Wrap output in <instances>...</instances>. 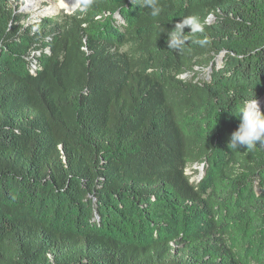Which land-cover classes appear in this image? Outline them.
Listing matches in <instances>:
<instances>
[{
  "label": "trees",
  "instance_id": "obj_1",
  "mask_svg": "<svg viewBox=\"0 0 264 264\" xmlns=\"http://www.w3.org/2000/svg\"><path fill=\"white\" fill-rule=\"evenodd\" d=\"M18 1L0 0V264H264V145L228 148L264 98V0H81L33 25ZM187 17L201 31L168 48Z\"/></svg>",
  "mask_w": 264,
  "mask_h": 264
},
{
  "label": "clouds",
  "instance_id": "obj_2",
  "mask_svg": "<svg viewBox=\"0 0 264 264\" xmlns=\"http://www.w3.org/2000/svg\"><path fill=\"white\" fill-rule=\"evenodd\" d=\"M135 0H131L134 3ZM144 6L151 9V15L157 16L160 13L158 0H144ZM185 27L190 28V32L201 31L200 22L196 17H187L175 24L173 30L168 32L167 47L174 50H182L183 45L187 43L184 39ZM239 120L237 130L232 132L228 148L241 149L252 148L254 146L264 145V112L261 111L260 104L254 98L248 99L239 111Z\"/></svg>",
  "mask_w": 264,
  "mask_h": 264
},
{
  "label": "rangeland",
  "instance_id": "obj_3",
  "mask_svg": "<svg viewBox=\"0 0 264 264\" xmlns=\"http://www.w3.org/2000/svg\"><path fill=\"white\" fill-rule=\"evenodd\" d=\"M53 2H56L58 0H51ZM25 4V0H19L18 2L13 4V8H15L16 10H18L20 7H22ZM50 6V1H40L36 4V8L35 9H31V10H27L31 13H26V15L28 16V19L26 20H22L21 23L27 24V25H33L34 23L38 22L40 19L45 18V17H50V18H56L58 16L61 15H69L72 13H67V12H71V11H60L57 14H45L42 13L44 12V10ZM77 9V8H76ZM23 14V13H22ZM33 14V15H32ZM42 15H46L43 16ZM219 60H218V64H219ZM198 71V69H196ZM186 77V76H183ZM200 78H205V74L201 73L200 74ZM261 103H263V101H260ZM201 167L200 166H190L187 168L186 170V174L191 178L192 181L197 180L199 173H200Z\"/></svg>",
  "mask_w": 264,
  "mask_h": 264
},
{
  "label": "bare ground",
  "instance_id": "obj_4",
  "mask_svg": "<svg viewBox=\"0 0 264 264\" xmlns=\"http://www.w3.org/2000/svg\"><path fill=\"white\" fill-rule=\"evenodd\" d=\"M40 1H42V0H25V3H26L25 12L31 13L27 10L35 9L36 4ZM44 1H50V6L47 7L44 10V12H42L45 14H57L60 11H71L72 12L73 10H76V8L79 6V4L81 2V0H58L56 2H53L51 0H44ZM259 104H260V108H261L262 105L264 104V101H263V103H261L259 101Z\"/></svg>",
  "mask_w": 264,
  "mask_h": 264
},
{
  "label": "built area",
  "instance_id": "obj_5",
  "mask_svg": "<svg viewBox=\"0 0 264 264\" xmlns=\"http://www.w3.org/2000/svg\"><path fill=\"white\" fill-rule=\"evenodd\" d=\"M25 5H26V3H25L23 6H25ZM25 8H26V7H25ZM26 13H27V12H23V14H26ZM42 17H43V15H42ZM27 19H28V18H27ZM40 20H41V19H40ZM40 20H39L38 22H40ZM38 22H36V23H38ZM26 25H27V24H26ZM44 52H45V53H48V50L45 49ZM39 55H40V52L37 51V52H33V53L31 54V57H34V56L38 57ZM35 68H36V64L33 63V64L31 65V67H30V71H31V73H34Z\"/></svg>",
  "mask_w": 264,
  "mask_h": 264
},
{
  "label": "water",
  "instance_id": "obj_6",
  "mask_svg": "<svg viewBox=\"0 0 264 264\" xmlns=\"http://www.w3.org/2000/svg\"><path fill=\"white\" fill-rule=\"evenodd\" d=\"M80 3H81V2H80ZM79 6H80V4H79ZM79 6H78V7H79ZM25 7H26V5L20 7L16 12H17V13H23V12H25ZM78 7H77V8H78ZM74 11H75V10H73L72 12H74ZM72 12H67V13H72ZM43 16H46V15H43ZM223 54H224V52H222V53L220 54L219 59H218L219 61L221 60ZM262 101H264V98H263ZM258 102H259V101H258ZM261 108H262V107H261ZM201 172H202V167H201L200 174H199L200 176L202 175Z\"/></svg>",
  "mask_w": 264,
  "mask_h": 264
}]
</instances>
